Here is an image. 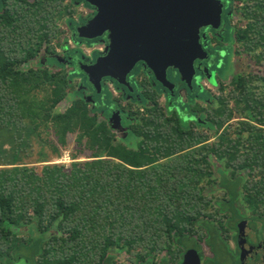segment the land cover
<instances>
[{
	"label": "trees",
	"instance_id": "16d2710c",
	"mask_svg": "<svg viewBox=\"0 0 264 264\" xmlns=\"http://www.w3.org/2000/svg\"><path fill=\"white\" fill-rule=\"evenodd\" d=\"M65 1L0 0V264L25 261L27 252L44 264H93L114 246L172 250L176 239L235 228L219 213L238 201L245 208L237 212L264 214V0H226L222 26L212 29L213 69L229 35L251 64L229 83L219 80V95L186 85L182 102L144 68L168 99L160 103L162 91L145 75L142 102L128 105L104 80L97 93L80 67L92 60L63 43L67 28L84 22L74 18L75 1ZM236 16L244 28L233 25ZM114 110L128 126L125 137L109 121ZM74 136L90 153L50 163L45 148L61 158ZM208 188L221 193L206 195Z\"/></svg>",
	"mask_w": 264,
	"mask_h": 264
},
{
	"label": "water",
	"instance_id": "95a60500",
	"mask_svg": "<svg viewBox=\"0 0 264 264\" xmlns=\"http://www.w3.org/2000/svg\"><path fill=\"white\" fill-rule=\"evenodd\" d=\"M82 1L95 9V15L79 25L75 35L87 40L100 38L105 44L97 58L80 66L97 93H101L105 78L132 91L127 78L139 63L169 91L175 87L168 79L169 70L176 71L191 87L195 62L209 58L207 33L201 30H219L225 7L221 0ZM115 117L113 127L120 129L118 113L109 121Z\"/></svg>",
	"mask_w": 264,
	"mask_h": 264
},
{
	"label": "flooded vegetation",
	"instance_id": "af4514ba",
	"mask_svg": "<svg viewBox=\"0 0 264 264\" xmlns=\"http://www.w3.org/2000/svg\"><path fill=\"white\" fill-rule=\"evenodd\" d=\"M221 1L224 4H226V0H221ZM75 4L78 6L83 5L86 7V9H88V12L86 14H83L84 16H82L84 22L91 19L95 15V9L93 7L92 9L87 8V4L84 1L76 0ZM76 28L77 27H75V29ZM73 29L71 31H73ZM74 32L75 30L73 31V33ZM201 33H207V37H208L207 51L209 53V58L204 61L197 60L195 62V67L197 70H199V74L197 73L198 72L197 71L195 74V77L192 80L193 92L195 91H199V92L205 91L206 92L207 91L209 93H213V91L210 88H207L205 86V83L208 82L210 85H212L213 87H217L218 89L219 86L216 83H218V81L221 79L223 80L227 78L228 75L226 77H223V76L220 77L219 74L221 73V70H216V69H213L212 67L214 64L213 62H215L214 49L216 48L217 43H215L211 39L215 32L210 28H203L201 30ZM98 40H101V39L98 38V39H93L91 41L92 43H94L95 41H98ZM77 42L84 43L81 40L80 41L78 40ZM221 43H222L223 48H228L229 50L232 48L231 54L234 52L233 50L234 44L230 45V43L226 42L225 37H223V40H221ZM62 52H63L62 54L63 56L65 52L64 50H62ZM219 54L221 55V53ZM63 60L64 59H62V61ZM220 65L219 64L217 65L218 69H220ZM140 66L142 67V69L140 68ZM138 70H142L140 74L136 73V71ZM145 75H148V77H150V86L152 85L158 91L161 90L163 93L162 96L164 97L165 101H167L168 96L167 94H165L166 90L159 87L161 84H159L153 79V76L149 73V70H145L144 67L142 66V63H139L134 69V71L127 78L128 82L132 84L133 86L132 91L131 90L127 91L126 88L121 87V86L117 87L115 85V81L110 78H105L104 83L106 84V86H108V88L110 85L113 86L114 90L117 93V98L123 95L127 99L125 100L126 105H128L129 103L139 104L142 102L141 97H143L142 95L143 87H144L143 79ZM168 79L175 85L174 87L175 93L173 94V96L174 95L179 96L180 100L182 102H185L188 96L187 88H186L187 84L184 81H181L180 75L176 71H173V70L168 71ZM110 91L112 92V90ZM84 94H86V97L90 95L94 96V94L90 90H87V89L86 91H84ZM117 113L119 115L118 110L112 111V114H117ZM116 120L117 118L111 122L112 125H116ZM123 122L124 121L121 118L122 127L120 129H117V131H119L122 134V136L125 137L127 135L126 130L128 126H126L125 123ZM217 192H220V190H218ZM218 200H221V197H219ZM213 204L216 208H219L215 204V200ZM241 207H244V205ZM241 213L245 216V219H241L238 222H236L235 228H233L232 230L230 229L222 230L221 228V230L223 231V232L222 231L220 232L221 237L223 241L226 242L225 244L226 248L223 249L221 252L215 249L212 251L208 245L205 246V242L207 238L206 236H204V238H200L198 234H193V235L187 236L186 239H184L183 241H181L180 238L176 239V242L172 245V250L163 249V250H158V251H152L151 253H147V254L140 253V252H137V254L136 252L135 253L129 252V249L125 247L124 248L117 247V246L109 247L108 250H106V255H105V258L102 260V262L97 260V261H93V264H251L250 263L251 258L250 259L248 258L249 255H247L246 250L243 252V248H244L243 244H247L248 250L255 254L256 253L259 254L257 252L258 249L260 250V252L264 251V214H258V213L251 212V211L241 212ZM219 215L229 216V213H219ZM215 222H218V221H215ZM215 222L214 221L212 222L213 226ZM227 223L229 222L224 221L222 225L227 224ZM219 224L220 223L218 222V224H216L215 227L219 226ZM240 231H242L241 233L242 235L240 234ZM254 235H257V237L259 238H260V235L263 236V240L260 239L261 240L260 244L257 245L258 246V248H256L257 250L254 249L256 245L255 246L251 245V240H252L251 236H254ZM246 236H248L247 242H244V243L240 242ZM192 240L197 241L199 244H196V242L193 243ZM250 247H252V249ZM162 252H164V254L162 255V257L158 258L159 253H162ZM27 255H29L28 252L26 253V257H24L26 258L25 261H23L21 258L22 256H25V255H18L15 259H13L12 262H10V264H44L41 261H35V260L32 261L28 259ZM242 255L244 256V259H242ZM260 257L264 259V256L260 255ZM247 258L249 260H247ZM63 264H66V263H63ZM261 264H264V260Z\"/></svg>",
	"mask_w": 264,
	"mask_h": 264
},
{
	"label": "rangeland",
	"instance_id": "374dc122",
	"mask_svg": "<svg viewBox=\"0 0 264 264\" xmlns=\"http://www.w3.org/2000/svg\"><path fill=\"white\" fill-rule=\"evenodd\" d=\"M76 2V0H74ZM66 3H70V0H66L65 1ZM75 8H76V12L74 14V18L75 19H79L80 17L84 16L83 14H81V11H80V5H76L75 4ZM67 18V17H66ZM242 19L239 17V16H236L233 18V25H240L242 26L243 28L245 27V23L242 24ZM241 23V24H240ZM64 25L61 26L62 29H64ZM77 35V34H76ZM75 33H73V31H69L68 28H67V32L63 35V43L66 42L67 46L68 47H71L73 49H81L83 52H85L87 49H90L91 47H93L94 45H97V44H100V40L98 41H95L93 44L92 43H89V42H84L87 46L85 45H76L75 42L73 41L72 37L74 38L75 41H78L79 39L76 37ZM78 36V35H77ZM228 39V38H227ZM231 42H232V38L231 36L229 35V39H228V43H230L231 45ZM90 45H89V44ZM92 44V45H91ZM233 49H234V52L231 54V51L228 49V48H219V49H216L215 52L217 53H221V57H222V60L221 59H218L219 60V65H220V68L223 67V69L221 70V73L219 74L220 77H226L228 75L227 79L225 82L226 83H229L230 80L232 79V77L237 73V72H241V71H248L249 69H251V64L249 62V59L245 56V54L241 53V54H237L236 50H238V46L237 44H234L233 45ZM57 53L59 55H62L63 52H62V48L59 47L57 49ZM97 55V53L94 54V56ZM96 57V56H95ZM220 58V57H218ZM213 63H217V61L213 62ZM229 63V65H228ZM69 69V68H67ZM218 69V68H217ZM216 69V70H217ZM224 74V75H223ZM76 80V83L79 82L78 79H75ZM205 86L207 88H210L212 91H213V94L215 95H219V90L217 89V87H213L212 85H210L208 82L205 83ZM110 90H112L113 94L115 97H117V93L116 91L114 90L113 86H109ZM160 103H164L165 102V99L163 96H160ZM69 99V98H67ZM69 100H65L63 101L61 104L58 105L60 111H64L68 105H69ZM76 137H70L69 138V142H68V148L66 150L63 151L62 154H64L65 152H68V153H72V152H75V151H82V153H85V154H88L90 153V151L85 148V147H80L79 143L77 142V140L75 139ZM134 140V141H133ZM132 144H137L138 142L136 141V138H132ZM84 146V145H83ZM34 154H33V158H32V161H36L37 159V152L41 149L39 145H36L34 146ZM45 151H47V153L49 154L50 156V160L52 162L50 163H61V164H66L68 165V163L72 162V160L70 159V161L68 162H60L62 160V157L61 158H56L54 155H53V152L51 151V149L49 148H45ZM81 156V155H79ZM71 158V157H70ZM85 158L84 156L82 155L81 158H80V161H84ZM224 186H227L225 183H224ZM229 187V186H227ZM206 195L208 194H213L214 195H217V194H220L221 192H210V189L208 188L206 191H205ZM224 194V193H222ZM221 197V200L223 199V195L220 196ZM235 196L232 195V198H234ZM219 197L215 199V201H218ZM236 205L232 208H229L225 213H229V217L231 218V221H230V224L235 226V223L238 222L239 220L241 219H245V216L241 213V212H237L236 210H239L241 208V206L239 205V203H235ZM222 209H226L227 207L224 206V205H219ZM239 208H237V207ZM209 221H212V220H209ZM218 224V222H215L214 223V226ZM218 229H221L222 226L221 224H219V226H217ZM55 229V228H54ZM57 231V230H55ZM214 236L213 235H207L206 237V242H205V246H209L211 248V250L213 251L214 249L215 250H219V252H221L223 249L226 248V242L223 241L222 237H221V233L219 234V232H214ZM58 236H63L62 232L60 231H57L56 233ZM247 235V234H246ZM247 238L248 236H246L243 240H241L240 242H247ZM251 245L252 246H255L254 249L258 248V244H260V241L263 240V236L260 235V238L257 237V235H254V236H251ZM261 239V240H260ZM193 243L196 242V244H199L197 241H194L192 240ZM244 245V248L246 250V253L247 255H249V259H250V263L251 264H261L263 262L264 259H262L260 257L261 256H264V251L260 252V250L256 249L257 252L259 254H255L253 252H250L247 248V244H243ZM252 249V247H250ZM263 249V248H262ZM244 250V251H245ZM164 254V252L162 253H159L158 255V258L162 257V255ZM247 258V260H249Z\"/></svg>",
	"mask_w": 264,
	"mask_h": 264
},
{
	"label": "built area",
	"instance_id": "2783aa9c",
	"mask_svg": "<svg viewBox=\"0 0 264 264\" xmlns=\"http://www.w3.org/2000/svg\"><path fill=\"white\" fill-rule=\"evenodd\" d=\"M80 11H81V14H86L88 12V9H86L85 6L80 5ZM104 50H105V44L100 43V44L94 45L90 49H87L84 52V54L92 60L94 53H102ZM68 161H70V154L68 152H65L60 162L65 163Z\"/></svg>",
	"mask_w": 264,
	"mask_h": 264
}]
</instances>
